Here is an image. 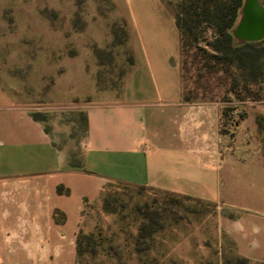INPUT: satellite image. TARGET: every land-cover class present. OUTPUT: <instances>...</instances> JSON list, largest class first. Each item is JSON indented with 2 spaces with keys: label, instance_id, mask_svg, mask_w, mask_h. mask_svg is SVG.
I'll return each mask as SVG.
<instances>
[{
  "label": "crops",
  "instance_id": "crops-1",
  "mask_svg": "<svg viewBox=\"0 0 264 264\" xmlns=\"http://www.w3.org/2000/svg\"><path fill=\"white\" fill-rule=\"evenodd\" d=\"M110 2L133 63L117 91L85 103L78 149L0 85V264H75L85 199L115 180L232 205L224 233L239 256L264 262V156L241 144L239 128L224 131L223 100L183 97L169 0Z\"/></svg>",
  "mask_w": 264,
  "mask_h": 264
},
{
  "label": "rangeland",
  "instance_id": "rangeland-1",
  "mask_svg": "<svg viewBox=\"0 0 264 264\" xmlns=\"http://www.w3.org/2000/svg\"><path fill=\"white\" fill-rule=\"evenodd\" d=\"M169 2L176 15L181 0ZM212 33V26L198 27L183 87L223 100L224 131L234 135L239 128L241 144L249 142V152L264 156V38L234 58L239 83L228 91L230 74L200 67L202 54L215 49ZM130 55L124 23L110 0H0V85L29 103L59 144L79 148L85 103L120 88ZM237 211L111 181L98 200L85 199L77 264H264L239 256L224 233L223 216Z\"/></svg>",
  "mask_w": 264,
  "mask_h": 264
},
{
  "label": "trees",
  "instance_id": "trees-1",
  "mask_svg": "<svg viewBox=\"0 0 264 264\" xmlns=\"http://www.w3.org/2000/svg\"><path fill=\"white\" fill-rule=\"evenodd\" d=\"M243 2L244 0H181L176 14V22L181 37L182 78H184V69L187 67L188 59L186 58V54L195 45V40L198 38V27L212 26L213 33L210 44L215 49L213 52H204L202 54L203 62L200 67L207 69L210 73H217L221 70L230 74L231 87L228 91H234V87L239 83V78L232 71V61L235 60V57H239L240 51L257 42L239 41L234 35V27L240 18ZM132 63L133 57L130 55L129 65ZM243 88L250 95V87L246 81L243 82ZM194 92V90H186L183 87V97L186 100L215 99L214 96L206 95L198 97L194 95ZM31 114L35 119L41 118L34 111ZM62 188L61 185L58 186V191L60 192ZM78 245L79 240H77V256ZM75 264H77V261Z\"/></svg>",
  "mask_w": 264,
  "mask_h": 264
},
{
  "label": "water",
  "instance_id": "water-1",
  "mask_svg": "<svg viewBox=\"0 0 264 264\" xmlns=\"http://www.w3.org/2000/svg\"><path fill=\"white\" fill-rule=\"evenodd\" d=\"M240 18L234 27L239 41H259L264 38V4L261 0H244Z\"/></svg>",
  "mask_w": 264,
  "mask_h": 264
}]
</instances>
